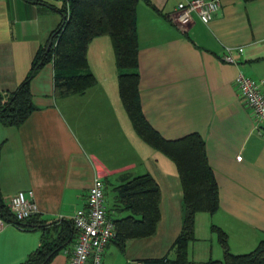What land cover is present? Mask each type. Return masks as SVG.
Wrapping results in <instances>:
<instances>
[{"label": "crops", "instance_id": "1", "mask_svg": "<svg viewBox=\"0 0 264 264\" xmlns=\"http://www.w3.org/2000/svg\"><path fill=\"white\" fill-rule=\"evenodd\" d=\"M150 1L154 7L141 0L137 8L142 111L165 139L197 132L205 140L220 207L198 213L189 256L207 264L213 223L229 239L238 236L234 253L264 238V128H257L236 84L240 73L264 80V0H222L209 22L194 13L185 29L170 19L183 0ZM61 6L62 0H0V92L16 89L32 71L61 21ZM228 52L235 63L224 60ZM87 57L94 86L55 97L53 65L46 63L30 80L37 108L18 126L0 121L2 201L7 205L16 192L31 190L38 209L32 226L8 222L0 229V264H23L43 244L55 251L43 264H67L77 238L71 217L86 207L94 179L104 181L106 208L114 218L115 187L144 173L154 176L162 193L158 230L128 241L124 250L111 240L103 264L175 256L172 246L183 222L177 167L136 133L120 97L111 38H94Z\"/></svg>", "mask_w": 264, "mask_h": 264}, {"label": "trees", "instance_id": "2", "mask_svg": "<svg viewBox=\"0 0 264 264\" xmlns=\"http://www.w3.org/2000/svg\"><path fill=\"white\" fill-rule=\"evenodd\" d=\"M140 1L62 0V6L57 9L61 21L51 34L50 45L37 54L32 71L16 89L0 92V121L18 126L37 108L32 100L30 80L34 71L46 63L53 65L55 97L81 94L94 86L97 78L89 69L88 47L94 38L108 35L116 57L120 97L133 127L144 142L175 163L183 188L182 229L172 246L175 256L146 258L143 264H196L189 256V247L196 240L197 215L218 211L219 185L208 160L205 140L199 133L165 139L142 111L137 25ZM146 1L154 7L150 0ZM161 198L160 185L151 173L132 177L115 187L113 209L118 215L109 216L116 225L113 240L122 250L130 240L156 234L161 220ZM0 216L14 222L1 196ZM30 218L14 223L19 227H30ZM212 231L218 233L223 258H211L207 264H264V238L253 250L234 253L230 250L228 233L215 224ZM54 252L53 247L43 244L23 264H43Z\"/></svg>", "mask_w": 264, "mask_h": 264}, {"label": "built area", "instance_id": "3", "mask_svg": "<svg viewBox=\"0 0 264 264\" xmlns=\"http://www.w3.org/2000/svg\"><path fill=\"white\" fill-rule=\"evenodd\" d=\"M221 7L222 0H183L170 14V19L185 29L192 21L194 13L207 23ZM242 50L239 48V51ZM230 53L224 55V60L235 63L236 60ZM236 84L242 99L254 112L257 128H261L264 124V80L259 81L240 73ZM32 195L31 190L18 191L8 199L6 206L14 222L37 214L38 209ZM71 221L77 238L68 253L67 264H103L104 251L116 236V225L106 208L105 183L101 178L94 179L86 207L74 212ZM8 222L14 223L0 216V229Z\"/></svg>", "mask_w": 264, "mask_h": 264}, {"label": "rangeland", "instance_id": "4", "mask_svg": "<svg viewBox=\"0 0 264 264\" xmlns=\"http://www.w3.org/2000/svg\"><path fill=\"white\" fill-rule=\"evenodd\" d=\"M208 216V215H207ZM207 218V217H206ZM203 221V220H202ZM204 223H205V225L207 224L206 223V220L205 221H203ZM214 224V223H213ZM212 224V225H213ZM216 225V224H215ZM212 227V226H211ZM213 232V235L212 236H215V239H214V237H213V241L210 243V241H209V246L211 245V249H212V253H211V256H212V258L213 259H216L217 260V256L219 255V254H221L222 255V258H223V249H222V246H221V244H220V242H219V239H218V233H216L215 231H212ZM207 234H209V232L207 233ZM206 234V235H207ZM231 239H229V245H230V250L232 251V252H234V251H238L237 249H238V246H239V239H238V236L237 235H235V234H231ZM247 237H249L250 239H252V237L251 236H247ZM228 238H229V236H228ZM256 245V243L255 244H251V243H249V244H245V248H242L243 250H240V251H247V252H249V251H251L250 249H252L254 246ZM256 247V246H255ZM254 247V248H255ZM253 248V249H254ZM249 249V250H248ZM252 249V250H253ZM242 252V253H243ZM241 253V252H240ZM244 253H246V252H244ZM221 258V259H222ZM219 260V259H218Z\"/></svg>", "mask_w": 264, "mask_h": 264}, {"label": "water", "instance_id": "5", "mask_svg": "<svg viewBox=\"0 0 264 264\" xmlns=\"http://www.w3.org/2000/svg\"><path fill=\"white\" fill-rule=\"evenodd\" d=\"M50 44H48V46H49Z\"/></svg>", "mask_w": 264, "mask_h": 264}]
</instances>
